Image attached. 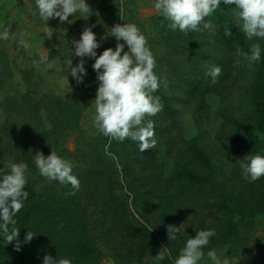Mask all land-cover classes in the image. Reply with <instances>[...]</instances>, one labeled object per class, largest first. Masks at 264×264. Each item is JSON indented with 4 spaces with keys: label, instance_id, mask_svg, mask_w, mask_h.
I'll return each instance as SVG.
<instances>
[{
    "label": "rangeland",
    "instance_id": "374dc122",
    "mask_svg": "<svg viewBox=\"0 0 264 264\" xmlns=\"http://www.w3.org/2000/svg\"><path fill=\"white\" fill-rule=\"evenodd\" d=\"M86 3L91 12L83 17L46 25L35 0H0V30H9L0 40V175L10 161L26 163L30 190L15 217L18 239L31 231L36 235L27 244L37 256L72 264H172L188 238L212 229L200 264H212L209 250L223 264H264V177L248 182L239 167L246 154L264 155V39H247L233 7L223 3L205 17L211 28L187 34L172 31L153 0ZM122 23L136 24L147 38L161 80L153 95L162 108L146 118L155 143L144 151L93 126L94 59L83 58L82 83L66 74L68 59L73 66L81 59L71 55V41L85 27L101 42L99 55L115 48V38L105 34ZM257 43L258 63L239 54ZM41 56L48 57L45 64ZM214 66L221 69L215 83L208 75ZM9 90L41 102H16ZM38 151L70 161L79 189L41 176ZM168 225L180 226L174 241L167 239ZM162 247L171 259L153 258Z\"/></svg>",
    "mask_w": 264,
    "mask_h": 264
},
{
    "label": "clouds",
    "instance_id": "9594fccd",
    "mask_svg": "<svg viewBox=\"0 0 264 264\" xmlns=\"http://www.w3.org/2000/svg\"><path fill=\"white\" fill-rule=\"evenodd\" d=\"M221 3L233 7L235 24L247 39H264V0H153V7L164 19L170 21L168 26L172 31L179 30L187 34L189 31H200L201 25L204 29L211 28V23L205 21V17L221 9ZM35 7L46 25L50 19L55 18L61 23H70L69 16L83 17L91 12L86 0H35ZM52 34L53 32H49L46 35L50 38ZM225 34L231 35L229 30ZM107 36L115 38V48H106L98 55L96 50L100 48L101 42L97 40L92 26L85 27L80 38L71 41L74 46L71 55L81 59L75 66L68 59L66 74H70L77 83H82L87 74L83 58L94 59L91 67L96 73L98 84L92 101L95 106L93 126L99 133L111 139L122 142L127 138L138 142L140 150L144 151L155 143H150L154 135L153 121L146 118L155 116L162 108L160 98L153 95L161 86V80L154 72L156 61L147 44V38L136 24H115L105 34ZM8 38L9 30H0V40ZM125 46L127 51L124 50ZM261 53L262 49L257 43L251 46L249 52L239 54L249 62L258 63ZM47 60V56H41L39 62L45 64ZM220 72L218 66L209 71L208 75L212 77L213 83ZM33 156L41 176L49 181L70 185L72 189H79L80 182L73 174V164L70 161L55 151H50L47 156L38 151ZM239 160L243 179L255 182L264 177V155L246 154ZM7 168V173L0 175V238L6 241V245L15 242V248L19 251L22 243L30 242L36 235L27 231L21 242L18 239L20 228L16 227L15 219L23 207V202L28 198V192L24 190L28 166L23 162L10 161ZM74 194L67 193L69 196ZM166 231L168 241H174L180 232V226L168 225ZM215 235L216 232L212 229L196 232L194 237L186 240L172 264H200L204 259L203 249ZM166 254L171 259L168 249L162 247L153 258L163 261ZM207 257L212 264H223L215 250H209ZM43 264H72V261L69 258L45 255Z\"/></svg>",
    "mask_w": 264,
    "mask_h": 264
},
{
    "label": "trees",
    "instance_id": "16d2710c",
    "mask_svg": "<svg viewBox=\"0 0 264 264\" xmlns=\"http://www.w3.org/2000/svg\"><path fill=\"white\" fill-rule=\"evenodd\" d=\"M4 81H2L3 83H1L0 81V83L5 84ZM6 94L9 95L11 98L15 99L16 102H23L26 104L28 103L38 104L41 102L40 99H36L34 96L30 98L29 93L19 94V93H15V91L11 92V90H9ZM36 95L37 93H35V96ZM204 163L206 164V162ZM25 191L29 192L30 190L25 189ZM21 211H22V208L17 213L18 217L21 215ZM23 215L27 216V212H24ZM88 255L89 253H85V259L88 257ZM43 258L44 256L42 257L37 256V253L35 252V250L30 247V244L22 243L20 250L17 251L15 248V242L9 243L6 245V241L3 240V238H0V264H43ZM78 258L81 261V257H78Z\"/></svg>",
    "mask_w": 264,
    "mask_h": 264
}]
</instances>
